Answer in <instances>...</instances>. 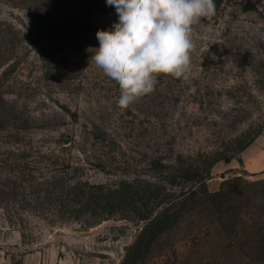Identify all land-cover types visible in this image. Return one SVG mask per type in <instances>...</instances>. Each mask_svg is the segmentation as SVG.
I'll return each mask as SVG.
<instances>
[{"label": "rangeland", "instance_id": "obj_1", "mask_svg": "<svg viewBox=\"0 0 264 264\" xmlns=\"http://www.w3.org/2000/svg\"><path fill=\"white\" fill-rule=\"evenodd\" d=\"M215 4L186 77L159 74L121 108L90 64L97 30L118 24L106 0H0V264H264L248 261L249 209L223 228L198 196L134 246L200 178H264V0ZM235 137L254 139L207 173Z\"/></svg>", "mask_w": 264, "mask_h": 264}, {"label": "clouds", "instance_id": "obj_2", "mask_svg": "<svg viewBox=\"0 0 264 264\" xmlns=\"http://www.w3.org/2000/svg\"><path fill=\"white\" fill-rule=\"evenodd\" d=\"M118 24L97 30L90 64L120 90L127 108L152 92L159 74L185 78L190 71L193 24L211 18L215 0H106Z\"/></svg>", "mask_w": 264, "mask_h": 264}, {"label": "trees", "instance_id": "obj_3", "mask_svg": "<svg viewBox=\"0 0 264 264\" xmlns=\"http://www.w3.org/2000/svg\"><path fill=\"white\" fill-rule=\"evenodd\" d=\"M249 6L248 8H252ZM235 139H239L236 138ZM254 138L247 141L238 140L237 147L233 154L227 155L225 151L218 152L210 158L207 173H210L211 167L220 160L230 161L232 158H238L239 153L253 142ZM239 182L246 185L239 187ZM198 186L190 192L183 191L175 202L165 204L158 211L154 218H151L142 230L139 238L134 243L136 248H141L142 238L144 245L149 247L153 241L162 233L168 231L181 220L184 208L189 204H195L196 197H199L200 203L207 204L212 212L216 213V219L223 228L234 226L245 218L244 207L249 209L247 217L246 241L250 243L251 253L248 255V261L264 262V178L257 180H247L241 175L223 180L220 188L216 191H210L206 178L202 177L197 181ZM196 199V200H195ZM194 206V205H193ZM144 236H147L145 238ZM245 239V237L243 236ZM137 260V259H136ZM135 260V261H136Z\"/></svg>", "mask_w": 264, "mask_h": 264}, {"label": "crops", "instance_id": "obj_4", "mask_svg": "<svg viewBox=\"0 0 264 264\" xmlns=\"http://www.w3.org/2000/svg\"><path fill=\"white\" fill-rule=\"evenodd\" d=\"M216 191V190H215Z\"/></svg>", "mask_w": 264, "mask_h": 264}]
</instances>
